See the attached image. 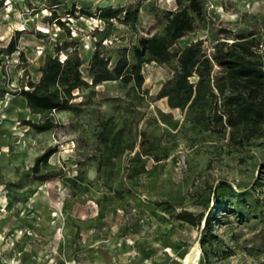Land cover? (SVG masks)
I'll use <instances>...</instances> for the list:
<instances>
[{
    "label": "rangeland",
    "instance_id": "rangeland-1",
    "mask_svg": "<svg viewBox=\"0 0 264 264\" xmlns=\"http://www.w3.org/2000/svg\"><path fill=\"white\" fill-rule=\"evenodd\" d=\"M132 1L61 0L68 8H88L92 13L98 7ZM230 1L234 7L225 10L221 0H208L217 22L244 28L254 23L253 17L264 20V0ZM49 4L50 0H0V50L18 30H24L16 52L0 53V264H264V129L262 136L235 146L227 136L195 134L186 127L178 133L168 158L156 165L148 161L147 173L129 180L130 155H124L116 161V174L110 180L96 160L97 143L91 137L95 116L90 106L79 115H41L31 112L16 92L26 88L28 79L38 80L44 55L53 54L66 28L79 41L85 74L95 27L109 31L103 44L111 65L122 48H127L132 61L131 46L138 35L162 33L166 20L156 23L155 13L176 10V1L146 0L137 33L116 21L108 27L94 15L67 17L61 4L62 27L50 16ZM239 12L249 16L239 21ZM206 35L202 29L180 43ZM211 42L209 38L205 46ZM169 76L167 66L148 64L144 88L154 95ZM97 90L95 102L101 104L104 116H113L120 126L129 115L126 107L137 102L130 98L131 83L104 82ZM82 99L78 96L74 101ZM149 103L146 98L143 107L136 108L138 116L158 107L171 112L183 128V111L170 110L165 99ZM45 117L56 124L47 132L38 133L25 123ZM156 132L166 140L162 128ZM48 148L56 151L40 172H61L63 177L42 183L33 173L24 176ZM81 172L85 193L75 192L63 181ZM110 186L122 190V196L110 192ZM161 201L170 203L172 212L156 205ZM180 210L204 214L214 210L208 243L202 246L200 241L203 222L197 227L176 219L173 214Z\"/></svg>",
    "mask_w": 264,
    "mask_h": 264
},
{
    "label": "trees",
    "instance_id": "trees-1",
    "mask_svg": "<svg viewBox=\"0 0 264 264\" xmlns=\"http://www.w3.org/2000/svg\"><path fill=\"white\" fill-rule=\"evenodd\" d=\"M145 1L134 0L120 6L110 4L96 8L93 13L88 8H68L61 0H50L51 4L46 8L62 27L65 26L58 10L61 4L67 8V17L78 19L80 16L94 15L108 27L116 21L137 33ZM175 1L178 6L176 10L155 13L156 23L160 24L162 18L166 20L162 33L138 35L136 43L131 46L132 61L127 57V48H122L111 65L110 56L106 54L107 47L103 44L109 31L95 27L92 35L96 40L84 74L81 67L85 60L79 52V41L66 28L65 37L54 45L53 54L44 55L38 68V80L28 79L26 88L16 90L24 97L31 112L41 115L51 112L79 115L90 106L95 116L91 137L97 143L96 160L100 168L107 170L106 176L110 180L116 174V161L124 155H130L126 174L129 180L147 173L148 161L152 160L156 165L168 158L177 145L178 133L186 127L195 134L208 132L227 136L235 146L247 144L263 135L264 20L253 17L254 23L244 28H233L216 21L208 0ZM220 3L225 10L234 7L230 0H221ZM248 16L247 12H239L237 19L241 21L242 17ZM202 29L207 31L205 38H197L184 45L180 43L181 39ZM23 31L18 30L0 53L11 55L16 52ZM209 38L212 42L205 46ZM61 54L64 55L63 59L60 58ZM19 57L23 58L21 51ZM151 63L167 66L170 70V76L161 82L154 95L144 88L145 68ZM109 81H120L125 85L131 83L133 94L130 98L137 101L126 107L129 115L120 126L113 116H104L101 104L94 100L97 87ZM78 96L84 99L75 102ZM146 98L150 99L149 104L165 99L170 110L183 111V128L178 127V120L171 112L158 107H154V112L149 110L138 116L136 108H142ZM25 123L38 133L50 131L56 125L49 117L39 121L27 120ZM158 128L167 134L165 141H162L163 134H157ZM55 151V148H48L36 157L30 172H24V176L33 173L42 183L63 177L61 172H40V166L47 165ZM63 181L75 192L87 191L83 184V172L63 178ZM109 190L122 196L120 189L110 186ZM97 202L100 204L99 200ZM156 205L172 212V205L166 201L157 202ZM173 216L192 226L200 227L203 222L201 244L203 246L210 241L214 210H208L207 214L180 210Z\"/></svg>",
    "mask_w": 264,
    "mask_h": 264
}]
</instances>
